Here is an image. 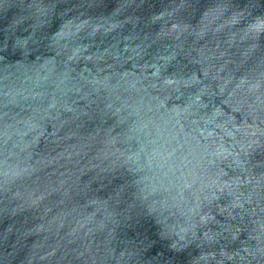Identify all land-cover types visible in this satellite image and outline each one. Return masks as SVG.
Returning <instances> with one entry per match:
<instances>
[{"label":"water","instance_id":"1","mask_svg":"<svg viewBox=\"0 0 264 264\" xmlns=\"http://www.w3.org/2000/svg\"><path fill=\"white\" fill-rule=\"evenodd\" d=\"M0 264H264V0H0Z\"/></svg>","mask_w":264,"mask_h":264}]
</instances>
